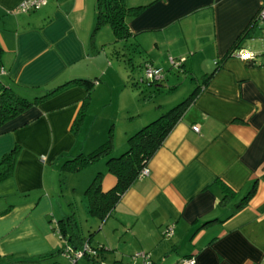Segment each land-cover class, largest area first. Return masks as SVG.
I'll return each mask as SVG.
<instances>
[{
    "label": "crops",
    "instance_id": "0c3cea01",
    "mask_svg": "<svg viewBox=\"0 0 264 264\" xmlns=\"http://www.w3.org/2000/svg\"><path fill=\"white\" fill-rule=\"evenodd\" d=\"M23 1L0 0L1 75L29 98L61 87L0 126V158L15 146L33 155L18 157L11 177L0 182L12 192L0 195V264H55L57 257L72 264L66 254L46 258L64 246L57 220L69 215L71 205L59 203L49 189L59 183L62 191L67 159L109 141L103 137L86 149L71 129L88 91L70 81H97L78 129H89L90 136L98 119L91 103L101 101L92 98L115 82L102 65L104 48L139 56L141 72L145 62L161 67L163 79L147 87L167 83L175 92L180 74L188 75V95L217 69L149 160V174L126 190L103 222L89 226L97 227L90 244L103 247L102 264H137L140 253L154 264H174L185 256L194 257V264H264V20L250 28L264 0H125L144 6L125 19L130 36L116 40L103 25L110 37L100 41L93 32L96 0H47L28 12L19 10ZM238 50L255 56L243 61L234 55ZM170 58L183 59V67H172ZM128 112L130 119L138 117L126 123L120 145H111L112 156L144 125L138 110ZM112 113L104 115L106 128ZM106 158L90 165L89 181L101 172L104 191L116 182ZM52 167L59 178L48 187L45 172ZM252 186L251 197L241 201ZM59 208L65 214H56ZM170 226L173 232L166 235ZM81 258L87 261L81 264H93Z\"/></svg>",
    "mask_w": 264,
    "mask_h": 264
},
{
    "label": "trees",
    "instance_id": "16d2710c",
    "mask_svg": "<svg viewBox=\"0 0 264 264\" xmlns=\"http://www.w3.org/2000/svg\"><path fill=\"white\" fill-rule=\"evenodd\" d=\"M143 8L144 6H128L126 5L125 0H96L93 32L99 30L103 25H108L112 29L116 40L128 38L130 34L125 19L127 16L140 13ZM257 22L258 18L256 15L250 28L253 29ZM249 29L246 34L250 32L251 29ZM1 55L2 48L0 47V65ZM183 63L184 61H182L178 66L171 65L172 67L181 69L183 67ZM145 64L146 62L144 65ZM216 69L217 66L210 73L205 74L200 85L195 86L193 91L184 100L172 106L167 111L161 113L155 119L147 122L134 133L129 135L126 142L127 147L118 155H110L112 147L110 142L106 141L88 153H80L66 160L64 163V170L75 172L94 163L102 157H107L105 160L107 170L116 178L114 186L106 191H104L101 186V172H98L92 178L84 193L88 214L96 217L100 220V222H103L106 217H108L120 197L138 179L140 170L148 165L149 160L161 147L166 136L171 132L175 124L181 118L187 106L193 101L195 95L199 91V88L206 83ZM163 77L164 71L162 78L158 81H142L141 83L135 82L134 85L137 86L139 83L144 86L153 85L154 83L162 80ZM70 82L84 85L88 91V94L83 99L79 112L74 118L71 126L72 131L76 132L84 119L85 110L89 103L90 90L93 88L94 84L97 83V81L79 78L73 79ZM60 87L61 86H58L53 91H49L43 95L29 98L20 92V88L17 85L10 83L6 78H4L0 71V126L26 111L31 106H34L38 102L42 101V99L52 94ZM18 148L20 147L15 146L11 151L4 154L0 158V182L10 178L13 174L16 159L18 157ZM254 190L255 188L252 186L241 201L250 198ZM228 196L229 194H226L224 196V200ZM56 229L60 238L65 240V245L57 251L48 254L46 258L55 257V255L57 256L59 254H67V256L71 257L73 256L72 252L82 250L84 248V244L86 243L91 249H94V254H89L87 251H84V257L89 259L93 264H102L103 261L101 257L103 247L92 246L90 244V241L93 238V234L91 232H89L88 237L82 236L79 230L78 222L73 213L59 218L57 220ZM66 246H69L72 252L66 251ZM177 262L178 259L174 264ZM113 264L120 263L113 262ZM152 264H154L153 261Z\"/></svg>",
    "mask_w": 264,
    "mask_h": 264
},
{
    "label": "rangeland",
    "instance_id": "374dc122",
    "mask_svg": "<svg viewBox=\"0 0 264 264\" xmlns=\"http://www.w3.org/2000/svg\"><path fill=\"white\" fill-rule=\"evenodd\" d=\"M109 29L110 28L107 26H102L99 30L96 31V37L98 38V41L107 40L110 37ZM100 49L101 46L99 47V50ZM102 53L103 56L105 57L104 63L102 65H106V67L108 68V78L110 79V81H115V82L113 83L111 88L107 90V93L104 94V92L98 90L96 92L97 94L94 95V97L92 98L93 100L96 97L101 98V101H99V103L96 104L95 101L91 103L92 115L98 116L96 122L97 126L95 130L91 131L92 135L90 136V134H88L89 129L84 131V127H83L84 132L82 131L79 133L80 129L78 130L77 134L76 132L72 131L74 137H78L77 143H79V145H83V139H84V144L86 149L93 148L94 145L100 144L101 142L100 140L103 137L104 140L105 139L109 140L110 145L112 144L120 145V143L122 142L121 141L122 138L125 136L124 128L126 123L128 121L130 122L133 118L137 119L136 117H138L137 115H134L133 118L130 119L131 113L129 114L128 110L131 111L138 110L141 113V115L145 116V120L143 121V124H146L147 122L155 119L161 113L167 111L172 106L184 100V98L187 97L190 89V85H189L190 78L188 75L185 74H180L178 80L175 81L176 83L175 92H172L173 91L172 89L169 90L166 87L167 83L166 84L163 83L161 86L158 87H154V86L147 87L144 86L143 84H139L138 86L131 87L132 80L139 78V76L142 75L143 73L141 72L139 67L140 57L136 56L132 52L129 53V51H126L125 56H123L122 54L119 55L115 52L112 53L111 48H104V51L102 50ZM145 98H149L148 102L145 101ZM102 102H105V105L100 106ZM158 107L159 109L156 112L155 108L157 109ZM109 111H111V113L113 111L112 115L114 116V118H116V120L113 118L112 123L109 126L110 129L109 127L106 128L104 123L105 122L104 120H106L105 118L106 116L104 115ZM134 119L132 120V122H134ZM99 125L102 126L101 129L98 127ZM102 130L104 131L102 132ZM45 150L46 149H40V151H45ZM41 156L42 159H44L43 157L44 155H40V157ZM18 157L26 158V157H33V155L29 154V152H24V149L20 147L18 148ZM90 165L82 168L84 169V171L80 172L79 174L76 173L77 171L75 172L66 171V173H62V176L60 178L61 181H64V183L61 184L63 185L62 191H60L59 188L57 190V186H59L58 183L56 188L49 189V193L52 194V190H53L54 195L57 194V198H58L57 201H59V203H61L62 205L68 206L67 204L71 202V205L69 206L70 209H68L67 207V210H69L68 211L69 214L73 213L74 217L76 218L81 234L83 233L85 237H88L89 232H91L93 234L92 237L95 238L94 236L97 234V227L91 229L89 228V226L93 224L94 227L99 225V223L101 222L100 220L96 219V217H92L91 215L88 214L87 208L85 206L86 198L84 194L90 181V174H91L90 170L92 169ZM47 171L48 172H45L46 179L44 178L45 180L44 183L49 187L54 183H56L57 179L59 178L57 175L59 170L52 167L49 168ZM11 193H12L11 190L9 189L4 190L0 186V195L3 194L2 196H4L5 194L8 195ZM64 208L66 207H63L62 209ZM62 209L59 208L56 214L59 212L60 214H65L64 210L61 211ZM56 235L58 241L63 240L65 242V240L60 238L58 234ZM57 259H58L57 261L59 262H56L55 264H62L60 260L61 258L57 257ZM80 259L78 260L79 264L87 263L85 259L83 258Z\"/></svg>",
    "mask_w": 264,
    "mask_h": 264
},
{
    "label": "built area",
    "instance_id": "2783aa9c",
    "mask_svg": "<svg viewBox=\"0 0 264 264\" xmlns=\"http://www.w3.org/2000/svg\"><path fill=\"white\" fill-rule=\"evenodd\" d=\"M47 2V0H24L23 3L19 6V10L22 12H28V11H32L35 10L43 5H45ZM258 20H264V7H261L260 10L258 11V15H257ZM234 55L236 57H238L239 59L243 60V61H251L254 58V54L246 51V50H238L236 52H234ZM170 63L174 66H178L183 59H174V58H170L169 59ZM1 73L4 71L3 68H0ZM163 76V70L161 67H155L152 64L146 63L145 65H143V74L141 75V77L139 78V81H158L159 79H161ZM192 129L194 131H198V127L197 125H193ZM149 174V168L148 166L143 167L139 174H138V179H141L142 177H145ZM173 232L172 227H168L167 230L165 231L166 235H171ZM66 251H71V249L69 248V246H66ZM87 251L89 254H94V249H91L89 247L88 244H84V248L82 250H78L76 252H72L73 256L69 257L70 262L73 264L74 262H76L79 258L84 257L85 252ZM138 257L141 258V261L137 264H152V260L149 256L148 253H140L137 255ZM195 260L194 257H183L181 259L178 260V262L176 264H194Z\"/></svg>",
    "mask_w": 264,
    "mask_h": 264
}]
</instances>
